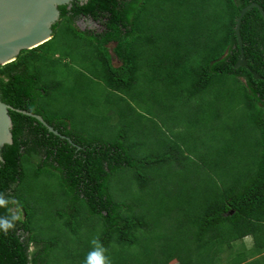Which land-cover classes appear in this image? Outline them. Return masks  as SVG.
Returning a JSON list of instances; mask_svg holds the SVG:
<instances>
[{
    "label": "trees",
    "instance_id": "1",
    "mask_svg": "<svg viewBox=\"0 0 264 264\" xmlns=\"http://www.w3.org/2000/svg\"><path fill=\"white\" fill-rule=\"evenodd\" d=\"M253 2L264 8V0H73L59 6L50 40L0 66L1 99L15 108L13 142L1 149L0 264H88L93 251V264H264L257 7L242 19L243 47L236 34ZM81 19L100 27L82 29ZM70 45L107 88V114L81 122L113 139L49 104L73 96L59 76L62 58L77 59ZM241 48L247 66L236 67Z\"/></svg>",
    "mask_w": 264,
    "mask_h": 264
},
{
    "label": "water",
    "instance_id": "2",
    "mask_svg": "<svg viewBox=\"0 0 264 264\" xmlns=\"http://www.w3.org/2000/svg\"><path fill=\"white\" fill-rule=\"evenodd\" d=\"M72 1L0 0V66L16 59L22 50L35 48L50 40L53 37V25L60 19L59 6L63 4L71 6ZM81 1L87 2L88 0ZM254 7H257L264 17V8L258 2L248 4L241 9L236 25V34L241 47H243L241 37L242 19ZM239 66H247L243 48H241V54L236 64V67ZM255 75L259 77L257 73ZM10 109L15 108L4 102L0 94V160L3 159L1 149L5 144L13 142V120L9 112ZM17 110L33 115L47 124L43 116L39 114ZM49 129L58 133L52 126H49Z\"/></svg>",
    "mask_w": 264,
    "mask_h": 264
},
{
    "label": "rangeland",
    "instance_id": "3",
    "mask_svg": "<svg viewBox=\"0 0 264 264\" xmlns=\"http://www.w3.org/2000/svg\"><path fill=\"white\" fill-rule=\"evenodd\" d=\"M183 17H185V14H183ZM78 27L80 28H96L100 27V25L94 21L91 20H85L81 19L78 21ZM74 46L70 45V50H75L74 55L77 57L76 60H73L72 58H62L61 60V70H60V77H65L68 79L67 84L69 86H72L71 88L73 89V96L68 95L64 96L63 98L61 97L60 100L55 98L54 100H49V104L51 107L58 108V109H63L65 112H71L72 120L74 122V125L79 128L83 129H88L89 131H92L94 128L99 127H94V123L92 124L89 123L88 126H85L82 124V119L87 118L89 120H95L93 117L96 116L97 118L103 115L107 114V105L104 104V96L103 93L107 91V88L104 86V83H101L96 79L91 72H90V66H87V64L84 63V59H81V48L74 49L72 48ZM72 48V49H71ZM78 51V52H77ZM112 51V48H111ZM71 56V53H69ZM67 56V57H70ZM93 61L95 60L94 57ZM67 63V66L66 65ZM115 63L118 64L117 59H115ZM93 66V65H92ZM81 71H84L87 75L86 79H83V76L81 74ZM47 70L43 71V74H46ZM54 78V77H52ZM81 80L79 81L78 85L75 84L76 79ZM64 93V92H63ZM75 93V95H74ZM232 95H235L234 97H237V93L235 90H232ZM231 95V96H232ZM56 97V95H55ZM97 97L96 99H94ZM236 100V99H235ZM147 103L143 104V110L145 112H149ZM225 106V105H224ZM227 108L231 110V112L235 113L237 112V109L239 105H235V102L231 101L229 104L226 105ZM104 112V114H103ZM105 128V129H102ZM100 132H103L104 136L107 139H113L115 137V133L113 131H108L106 127H101L99 129ZM55 185V181H51ZM59 206V205H58ZM59 208V207H58ZM57 209V206L54 205L52 206L49 210L53 211ZM245 241L247 242L248 245L252 244V240L250 237L246 238Z\"/></svg>",
    "mask_w": 264,
    "mask_h": 264
},
{
    "label": "clouds",
    "instance_id": "4",
    "mask_svg": "<svg viewBox=\"0 0 264 264\" xmlns=\"http://www.w3.org/2000/svg\"><path fill=\"white\" fill-rule=\"evenodd\" d=\"M92 21V20H91ZM95 22V21H94ZM97 23V22H96ZM83 29V28H82ZM53 35H54V30H53ZM100 256V253L97 251H93L91 253H89V257H88V264H93V258L94 257H98ZM95 264H104L103 258L101 257L100 259H97L95 261Z\"/></svg>",
    "mask_w": 264,
    "mask_h": 264
},
{
    "label": "crops",
    "instance_id": "5",
    "mask_svg": "<svg viewBox=\"0 0 264 264\" xmlns=\"http://www.w3.org/2000/svg\"><path fill=\"white\" fill-rule=\"evenodd\" d=\"M250 237V236H249ZM248 238V237H247ZM251 238V240H252V237H250ZM246 242V241H245ZM246 244H247V242H246ZM252 245H253V241H252V244L251 245H248L247 244V246H249V247H252Z\"/></svg>",
    "mask_w": 264,
    "mask_h": 264
},
{
    "label": "flooded vegetation",
    "instance_id": "6",
    "mask_svg": "<svg viewBox=\"0 0 264 264\" xmlns=\"http://www.w3.org/2000/svg\"><path fill=\"white\" fill-rule=\"evenodd\" d=\"M79 1H81V0H79ZM81 3H83L82 1H81ZM71 4H73L72 2H71ZM71 7V6H70Z\"/></svg>",
    "mask_w": 264,
    "mask_h": 264
}]
</instances>
